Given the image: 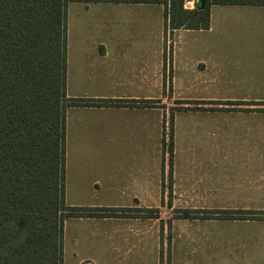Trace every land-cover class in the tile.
Segmentation results:
<instances>
[{"label":"crops","instance_id":"1","mask_svg":"<svg viewBox=\"0 0 264 264\" xmlns=\"http://www.w3.org/2000/svg\"><path fill=\"white\" fill-rule=\"evenodd\" d=\"M78 6L101 14L90 22L98 37L67 49V98L101 107L67 110L68 144L79 158L102 143L111 152L120 145L125 153L107 170L77 168L71 186L67 174L66 204L161 208L170 220L163 225L135 217L69 218L65 264L70 252L78 264H128L131 258L166 264L163 226L170 231V264H178L177 250L188 255L195 248L185 245L203 243L196 233L204 231L224 234L225 227L241 225L247 230L243 237L254 238L248 243H257L247 226L264 221L215 216L264 211V111H257V104H264V6H212L207 30L167 28L163 5L73 3L69 8ZM157 102L168 106L158 109ZM233 179L236 185L227 184ZM205 212L213 218L205 219ZM92 247L97 248L92 260L79 259Z\"/></svg>","mask_w":264,"mask_h":264},{"label":"trees","instance_id":"2","mask_svg":"<svg viewBox=\"0 0 264 264\" xmlns=\"http://www.w3.org/2000/svg\"><path fill=\"white\" fill-rule=\"evenodd\" d=\"M185 1L0 0V264H64L67 219L125 218L132 213L66 204L67 110L101 107L95 101L67 98L69 6L163 5L166 26L172 30L209 29L215 5L264 6V0H194L197 8L190 11ZM64 212L68 214L63 218ZM220 216L248 219L239 211Z\"/></svg>","mask_w":264,"mask_h":264},{"label":"rangeland","instance_id":"3","mask_svg":"<svg viewBox=\"0 0 264 264\" xmlns=\"http://www.w3.org/2000/svg\"><path fill=\"white\" fill-rule=\"evenodd\" d=\"M84 4V3H82ZM89 6L90 4H85ZM184 8L186 10L193 11L197 8V3L194 0H186ZM101 12H96V9L86 11L85 7H73L68 8V18H67V49L68 47H71V50H74V45L77 41L90 39L91 37H98V24L97 29L93 27V25H90V22L92 20V17L97 19L98 15H100ZM101 17V16H100ZM102 35H100L101 37ZM67 60H68V50H67ZM165 106H168V104L157 102V108L161 109ZM180 109V108H177ZM192 109V108H191ZM194 109V108H193ZM192 109V110H193ZM257 109H264V104L257 106ZM90 133V130H89ZM92 137L94 139H97V132L96 130L92 131ZM166 140H169V129L165 136ZM121 143V142H120ZM170 142L167 141V146H169ZM120 149L113 150L112 152L106 148L105 143H102V148L97 149L96 151L87 150L85 155L76 157L71 146L68 144L67 140V126H66V186H65V194L66 187H67V174L70 175L69 181L70 186L72 183L71 180V174L79 167H84V165L89 166H96L99 165L102 168H105L107 170V167L109 163L111 162H121L122 161V154L125 153L124 150H121V146L119 145ZM168 149V148H167ZM80 153V152H79ZM78 153V154H79ZM88 170V169H86ZM229 175H233L234 171L232 169H229L228 171ZM230 186H234L237 184V181L234 179L227 182ZM82 201V200H80ZM86 203V202H85ZM166 205H168V200H166ZM161 206V205H160ZM132 213H128L127 217L125 218H142L145 219L147 222L148 220L157 219V224L162 223L165 225V223L169 222V215H162L161 208L155 210L154 212L150 210H131ZM67 212H64L61 214V216L66 217ZM209 216L208 218H213L214 215H204ZM216 218H220L221 216ZM235 218H238V216H234ZM244 217V216H243ZM161 218H164L163 221H159ZM207 218V217H205ZM248 219H257V222L264 221V211H260L254 214H251V216H246ZM238 226H228L224 229V234H212L213 231H204L203 233H196L197 236L200 237V240H203L204 242H199L196 245L190 246L185 245L189 248H195L193 250H188V255L185 252V249L179 252L177 250V260L178 264H264V225L261 224H255L251 226H247L249 228V232L255 233L257 236V243H255L253 240H251V243L249 244V238L252 237H243L242 234H244L247 230L244 227ZM76 228V227H75ZM165 226H163V231H161V238L164 239V247L162 257L163 262L166 264L171 263V255H170V245L168 243L170 231L169 228L167 231H165ZM208 232V234H207ZM223 232V230H221ZM247 236V235H246ZM254 239V238H253ZM217 240H220L219 247ZM210 241V242H209ZM70 244V243H69ZM202 245V247H200ZM215 245L217 247L215 248ZM182 246V244L180 245ZM179 246V247H180ZM74 249V245L70 246V251ZM77 250H81L78 248ZM85 252V251H84ZM97 253V248L92 247L89 254L88 253H81L78 255L79 259H84L85 262L88 260H92ZM136 254V251H135ZM183 256V257H182ZM182 257V258H181ZM67 258L70 260L68 264H78V260L73 257L72 253L70 252V255L67 256ZM182 259V260H181ZM187 259H190V262H187ZM65 260V257H64ZM181 260V261H180ZM65 264V261H64ZM128 264H145L144 262H141L140 260H135L134 258H131V260L128 262ZM146 264H148L146 262ZM152 264V263H151Z\"/></svg>","mask_w":264,"mask_h":264},{"label":"water","instance_id":"4","mask_svg":"<svg viewBox=\"0 0 264 264\" xmlns=\"http://www.w3.org/2000/svg\"><path fill=\"white\" fill-rule=\"evenodd\" d=\"M204 9V2L201 3L200 10Z\"/></svg>","mask_w":264,"mask_h":264}]
</instances>
